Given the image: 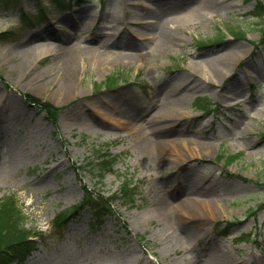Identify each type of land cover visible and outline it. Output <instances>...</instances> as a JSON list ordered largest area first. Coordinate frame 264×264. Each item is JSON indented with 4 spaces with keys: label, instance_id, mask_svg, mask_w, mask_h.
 I'll return each mask as SVG.
<instances>
[{
    "label": "rangeland",
    "instance_id": "obj_1",
    "mask_svg": "<svg viewBox=\"0 0 264 264\" xmlns=\"http://www.w3.org/2000/svg\"><path fill=\"white\" fill-rule=\"evenodd\" d=\"M54 1L0 2V200L16 197L43 235L22 264H264V0ZM167 18L178 29L164 47ZM25 93L63 108L57 127ZM11 146L21 166L6 162ZM221 152L244 155L226 165ZM105 153L118 160L101 179ZM124 180L137 193L114 203L119 219L54 224L83 186L109 195Z\"/></svg>",
    "mask_w": 264,
    "mask_h": 264
},
{
    "label": "trees",
    "instance_id": "obj_2",
    "mask_svg": "<svg viewBox=\"0 0 264 264\" xmlns=\"http://www.w3.org/2000/svg\"><path fill=\"white\" fill-rule=\"evenodd\" d=\"M240 35H242V33ZM116 80L117 79L111 75L108 77L106 84L110 87L115 86ZM0 81L4 82L1 75ZM25 98L29 103L40 107L56 125L60 108L53 106L49 102H43L29 94H25ZM201 106L206 112L211 110V107H207L203 102ZM262 135L264 136V132ZM243 155L244 153H236L225 157L224 153L221 152L218 158H226L225 164L229 165ZM103 156V159L98 163V170L101 178H103L107 172L113 170V166L116 162L115 157H110L108 154ZM262 185H264V183H262ZM83 193L84 196L81 202L71 209L58 214L54 219V224L63 225L70 216L78 215L85 210H89L92 213L91 225L93 227L104 224L108 219H119L118 213L113 207L114 203L117 200H124V205L133 204L137 189L135 186H132L130 181L125 180L118 191L109 196L96 193L85 186H83ZM221 230L223 233H227L229 226ZM37 234L36 229L28 226L26 223V215L16 197H6L0 201V264H13L17 261L21 262L35 248V241L30 240L29 237Z\"/></svg>",
    "mask_w": 264,
    "mask_h": 264
},
{
    "label": "bare ground",
    "instance_id": "obj_3",
    "mask_svg": "<svg viewBox=\"0 0 264 264\" xmlns=\"http://www.w3.org/2000/svg\"><path fill=\"white\" fill-rule=\"evenodd\" d=\"M206 8H207V11L208 12H210L209 11V9H211V12H214V11H216V7H215V5L214 4H212V3H210V4H208L207 6H206ZM167 20H169V18H167L166 20H164V21H162V23L163 24H161V22L159 23V25H158V28L156 29V31H155V33L156 34H158V39L160 40V46L161 45H163L164 47L167 45V39H168V36H171V37H173V36H175V35H177L176 33H177V29H178V26H176V28H174L173 29V31L171 32V33H168V31H169V29L172 27V26H169L168 24H166L165 22H167ZM173 23L174 24H177V20L176 21H173ZM162 26V27H161ZM48 42H46L45 44H47ZM56 43V42H55ZM53 43L52 45H53V47L54 48H56V47H58V48H60V46H61V48H62V50L64 51V54H65V59H67L71 54H75L76 52H77V50H75L74 48H70V47H63L62 45H59L58 43ZM59 45V46H58ZM43 46V47H42ZM42 49L44 50V52L43 53H41L40 55L41 56H43V55H45V54H47L48 52H49V49L48 48H50L49 46H45V45H43L42 44ZM91 48L92 47H90V46H88L86 49H85V52H88V53H90V55H95L96 54V51H93V50H91ZM35 48H33L32 49V51L34 50ZM94 49V48H93ZM95 50V49H94ZM29 52V51H28ZM27 52V53H28ZM29 53H31V51L29 52ZM34 53V52H33ZM134 56H136L135 54H130V53H117V56H116V61H130L131 59H132V57H134ZM92 60H91V64L92 63H94L93 61H95V57L93 56V58H91ZM72 61H73V59H72V56L68 59V62H70V63H72ZM130 112H132V113H135L137 110L135 109V108H133V107H129V108H127ZM162 128L160 127H158L157 128V130H156V133H158L160 130H161ZM157 135V134H156ZM158 136V135H157ZM157 142H158V144L160 145V147L161 146H163L164 144H165V142H164V139H158V140H156ZM155 145V144H154ZM157 145V144H156ZM155 145V146H156ZM3 147H6V145L4 146L3 145ZM170 152H174L175 154H177L178 156H184V154L181 152V151H179L178 149H176V148H173L172 150H169L168 151V153H170ZM189 155L192 157V156H195L196 154L195 153H193V152H190L189 151ZM18 154H19V151L13 146H11V147H7L6 148V155H8L9 156V160H10V162H8V164L9 165H11V166H21L20 164H21V160H20V158L18 157ZM154 159H158L159 157L158 156H154L153 157ZM193 190V188L192 187H190L188 190H186L185 191V194H189V192L190 191H192ZM187 202H189L190 200H186ZM186 204V203H185ZM178 208L180 207V205H178L177 206ZM167 207H165V209H166ZM206 209H208V210H210L211 211V213L213 214V209H212V207L210 206V205H208V204H206V207H205ZM180 210H182L183 208H179Z\"/></svg>",
    "mask_w": 264,
    "mask_h": 264
}]
</instances>
